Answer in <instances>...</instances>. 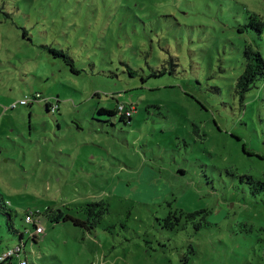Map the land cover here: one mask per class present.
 <instances>
[{"label":"rangeland","instance_id":"1","mask_svg":"<svg viewBox=\"0 0 264 264\" xmlns=\"http://www.w3.org/2000/svg\"><path fill=\"white\" fill-rule=\"evenodd\" d=\"M252 16L264 22V0H0V257L24 232L29 264H264V194L239 178L264 124H243L234 96L245 47L264 54ZM36 92L58 109L12 108ZM120 102L137 108L128 124L100 111ZM102 199L92 232L41 218L31 244L27 210L84 218ZM176 205L220 210L212 227H162Z\"/></svg>","mask_w":264,"mask_h":264},{"label":"trees","instance_id":"2","mask_svg":"<svg viewBox=\"0 0 264 264\" xmlns=\"http://www.w3.org/2000/svg\"><path fill=\"white\" fill-rule=\"evenodd\" d=\"M252 21L250 22V26H252L255 30H257L260 34L263 32V26L264 22L259 20L256 16H252ZM48 51L54 55V57H61L64 59V61L71 67V70L75 73H80V70L76 67L74 59L63 49H57L56 47L52 45H45L44 46ZM244 57H245V64H244V70L238 77V80L235 85V94L234 96L239 99L242 108V117L247 116L246 120H243L242 123L248 125H252V131L255 133H258V126L261 127L264 124V54L260 50H255L250 45H247L245 47L244 51ZM250 91H254L252 95V99L257 104L250 105V109L248 112V98L247 95ZM37 94H40L39 92L31 94V97H33L32 102H40L44 101L46 104V107L49 111H56L58 109V104H55L54 101H52V98L49 97H43L41 100L40 98H37ZM45 98V99H44ZM59 102V100H57ZM30 102L24 105H28ZM123 105L124 109L123 111H119V106ZM54 106H56L54 108ZM13 108V107H12ZM15 108V107H14ZM136 106L133 103L129 102H120L118 104L117 109H106L101 108V112L107 113L111 116L118 115V118L120 121H123L125 123H130L132 121L133 115L136 112ZM130 112V114L127 113ZM243 119V118H242ZM248 120H251L249 122ZM263 122V123H262ZM220 129V128H219ZM221 131V129H220ZM264 135V130H263ZM261 136L259 141L264 144V136ZM237 139L242 140V137L236 136ZM243 145V154L245 157L251 159L253 161V165H248V168L244 171H240L241 173L239 178L241 181H247L249 184H252L251 192H253L254 195L258 194H264V170H261L259 167L254 166L256 164V161H258V158H261L264 160V153H262L260 150H258L254 145H251V147L247 146V143H242ZM258 150V151H257ZM256 158V160H254ZM254 166V172L250 171V167ZM231 168V165L228 166ZM226 175H221L222 180H224L226 187L229 186V182H233V179L231 176L234 175L233 171L231 169L227 168V171L225 172ZM238 188H241V186L238 185ZM124 190L127 192H130V189L126 186L124 187ZM176 201V200H174ZM170 204V202H169ZM57 205H50L47 206L44 211H41L39 209L33 210L29 209L26 211L25 214H27L28 211H33L35 217L37 218H47L52 223H60L63 221H72L75 225L81 226L85 228L87 231L92 232L94 229H96L97 225L105 218V216L110 212V205L109 202L102 199V200H94L91 202H86L81 204L79 207L81 208L80 211L85 213V217H78L76 216L73 211H66L64 207H57ZM55 208V209H54ZM213 209L215 211L220 210V208H211V207H204L201 209L196 210H190L187 211L183 207H179L176 205L175 207H172L169 209L164 217L157 216V220L161 224L162 227H166L169 229H185L186 226L189 223H192L196 229H200L201 227H212L213 219H211V214L213 212ZM228 213V212H227ZM226 213V214H227ZM9 215V214H8ZM11 216V214H10ZM26 217V216H25ZM11 219V217H10ZM10 222V221H9ZM10 225V223H8ZM34 227L36 226V223H33ZM244 226H247V230H250V225H247L246 223L242 222ZM219 225V224H217ZM214 225V226H217ZM9 227H12L11 225ZM24 232L20 233V242L17 244V246H22V251L15 252L14 254H11L7 257H0V264H6L7 262H11L14 257L19 258V264H22L21 262L24 261V264H29L28 257L26 256V243L24 240ZM38 236L30 237L31 244L37 243ZM15 247L9 248L5 253H7L9 250H13ZM4 253V254H5ZM23 254H25V258L23 257Z\"/></svg>","mask_w":264,"mask_h":264},{"label":"built area","instance_id":"3","mask_svg":"<svg viewBox=\"0 0 264 264\" xmlns=\"http://www.w3.org/2000/svg\"><path fill=\"white\" fill-rule=\"evenodd\" d=\"M37 98H40L41 100L43 99V96L40 95V94H37L36 96ZM45 99V98H44ZM30 100H33V97H31V95L29 96H25L24 99H21L18 103H14L12 105V107H16L17 105H24V104H27ZM56 106H54L55 108ZM124 109V106L123 105H120L119 106V111H123ZM128 114H130V112L127 111ZM26 221L27 222H30V223H36V226H35V231L31 234V237L33 236H37L38 234H40L43 230H44V227L39 223L38 220H41L40 218H37L35 217L34 215V212L33 211H28L27 214H26V217H25ZM22 246H17L15 247L13 250H9L7 253H5L1 258H5L11 254H14L15 252H20L22 251ZM22 264H24V261L21 262Z\"/></svg>","mask_w":264,"mask_h":264}]
</instances>
